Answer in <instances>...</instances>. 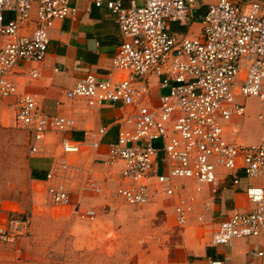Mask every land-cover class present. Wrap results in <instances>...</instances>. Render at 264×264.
<instances>
[{"label":"built area","instance_id":"built-area-1","mask_svg":"<svg viewBox=\"0 0 264 264\" xmlns=\"http://www.w3.org/2000/svg\"><path fill=\"white\" fill-rule=\"evenodd\" d=\"M91 2L115 16L122 41L112 67L124 75L88 72L66 97L84 99L90 106L130 107L128 125L104 146L99 137L106 133L105 127L86 132L81 140L61 135L64 157L51 163L43 179L50 202L74 204L67 186L72 164L65 155L90 154L97 163L119 167L116 195L126 204H148L155 189L175 197V221L180 226L188 223L197 202L194 193H187L190 182L196 192L201 184L216 192L219 172L226 171L238 191L242 173L262 182L244 190L252 207L232 208L211 232L209 242L216 247L238 239H264V0L207 3L200 30L192 35L173 32L169 23L189 27L201 7L199 0ZM74 11L69 0H0V101L15 97L13 123L27 132L33 154L45 152L42 142L47 136L74 129L75 121L48 115L34 95L20 93L12 77L14 69L42 62L55 21ZM36 73L33 69L32 75ZM154 80L161 90L155 99ZM248 96L258 100L260 132L256 142L243 144L229 138L227 129L245 115L239 98ZM231 130L238 128L233 125ZM79 212L83 219L96 218L92 207ZM29 233V214L6 208L0 199V242L12 243ZM247 254L249 263L264 264V247ZM256 259L262 261L255 263ZM204 261L224 264L210 257Z\"/></svg>","mask_w":264,"mask_h":264},{"label":"rangeland","instance_id":"rangeland-1","mask_svg":"<svg viewBox=\"0 0 264 264\" xmlns=\"http://www.w3.org/2000/svg\"><path fill=\"white\" fill-rule=\"evenodd\" d=\"M239 100L246 113L228 125L227 133L235 141L252 144L260 132L259 103L251 96ZM2 104L0 199L6 208L29 214L30 233L12 243L0 242V264H205L209 236L196 219L207 209L201 198H197L188 223L180 226L175 221V197L155 189L148 204H126L116 195L119 171L97 163L89 154L65 155L72 164L67 186L74 204L54 205L45 183L35 181L31 170L48 169L64 157L59 139L51 133L42 142L47 152L31 153L27 132L14 126L9 106ZM233 125L237 132H232ZM86 206L96 211L92 221L80 216L79 208ZM200 206H204L203 212ZM232 242L220 246L231 248ZM244 247L249 251L251 242ZM227 256L220 258L224 264H248V254Z\"/></svg>","mask_w":264,"mask_h":264},{"label":"crops","instance_id":"crops-1","mask_svg":"<svg viewBox=\"0 0 264 264\" xmlns=\"http://www.w3.org/2000/svg\"><path fill=\"white\" fill-rule=\"evenodd\" d=\"M214 1L217 0H199L201 7L195 10L192 24L185 27L177 23H169L170 29L178 34L192 35L197 33L201 27V16L204 13L205 5ZM123 2L128 5L129 0H123ZM69 3L75 8V11L73 15L55 21L50 30V41L44 60L40 63L31 62L16 67L12 77L17 84L18 91L34 95L40 108L48 115H64L74 119V129L62 134L52 133L56 135V139H59V143L61 135L81 140L86 132H95L99 128L105 127L106 133L99 137L104 146L116 140L120 127L128 125L125 120L131 108L110 103L90 106L84 99L66 97V92L73 87L79 77L88 72L102 74L111 71L116 78L124 75L112 67V58L122 39L115 16L110 10L105 7H96L91 0H69ZM137 3L142 4L143 0H137ZM7 16L10 15L7 14ZM29 27H33V24L31 23ZM33 69L37 71L35 76L32 75ZM153 83V94H159L161 90L157 88L156 80ZM3 101L13 113L15 97L0 101V109L5 106L2 104ZM156 144L159 145V142L157 141ZM44 150L47 152L46 147ZM74 156L82 157L84 155L76 154ZM112 169L119 171V167ZM32 170L37 171L38 169L32 168ZM43 170L46 171V169ZM239 175L241 180L238 191L231 186V175H228L226 171L219 172L221 184L216 192H213L208 184H201V191L196 192L192 190L194 183H189L191 186H189L187 193H194L196 200L201 198L202 201L206 202L207 209H204V215L198 214L196 219L198 220L199 216L202 217L201 224L204 225L209 236L205 246L215 254L216 258L207 254L206 249V253L203 255L204 259L210 257L220 260L227 254L246 257L248 251L244 246L247 242H251L252 248L264 247L262 236L235 240L232 242L231 248L214 247L209 244L210 242H207L211 232L228 216L232 208L239 207L247 210L252 207V204L246 200L244 190L249 184L260 186L262 182L259 179H248L242 176V173ZM35 181L45 183L43 179ZM202 209L200 206L199 211ZM259 260L262 261V259H256L255 263H260ZM248 264L251 263L248 262Z\"/></svg>","mask_w":264,"mask_h":264},{"label":"trees","instance_id":"trees-1","mask_svg":"<svg viewBox=\"0 0 264 264\" xmlns=\"http://www.w3.org/2000/svg\"><path fill=\"white\" fill-rule=\"evenodd\" d=\"M31 172H32L31 174L33 175L34 179H44L45 178V171L43 169L37 170V171L32 170ZM207 254L211 255L212 258H216L215 254L212 253L209 248L207 249Z\"/></svg>","mask_w":264,"mask_h":264}]
</instances>
